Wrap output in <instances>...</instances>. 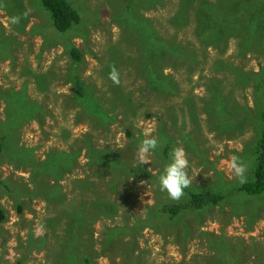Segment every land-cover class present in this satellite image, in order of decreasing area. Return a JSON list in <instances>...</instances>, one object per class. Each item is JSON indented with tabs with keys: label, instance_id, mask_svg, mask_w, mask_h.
<instances>
[{
	"label": "rangeland",
	"instance_id": "rangeland-1",
	"mask_svg": "<svg viewBox=\"0 0 264 264\" xmlns=\"http://www.w3.org/2000/svg\"><path fill=\"white\" fill-rule=\"evenodd\" d=\"M66 1L79 12L81 22L60 34L51 27L37 0H0V207L5 214L0 223V264H63L72 249L66 245V237L63 239L62 200L81 202L84 196L86 202H92L101 193L120 211L115 217L89 223L74 251L81 256L89 250L92 264L123 263L119 256L123 251L100 254L106 229L120 225L125 218H147L149 207L168 198L159 189L158 156L152 153L150 163L141 165L145 173L136 166L135 153L145 127L154 126L153 135L161 122L174 136L182 126L185 132H194L192 137L214 163L216 172L199 164L202 157L187 155V171L194 177L191 186L205 187L219 177L237 182L224 162L233 155L248 165L251 162L255 125L230 134L213 130L204 109L207 93L202 84L216 77L220 81L217 93L255 110L253 89L237 84L230 71L264 76V52L242 56L237 54L234 40L224 52L203 51L191 35V25L178 31L171 27L168 19L180 0H148L147 4L137 0ZM17 16L20 22L12 24L11 19ZM136 21L149 26L160 38L171 40L175 35L176 43L195 53L198 64L192 73L187 68L164 71L177 81L178 95H157L139 78L136 69L142 63V32ZM70 48L80 52V62L71 59ZM112 65L120 73L119 85L108 78ZM70 73L93 90L100 107L114 117L113 122L99 126V121L88 116L76 118L84 105L72 99ZM9 92L21 95L28 104L22 106L17 118L15 112L7 110ZM188 99L196 104L195 123L186 109ZM32 103L37 104V111L27 114ZM8 119H13L10 130L5 125ZM126 130L133 140L126 137ZM84 134L98 147L123 155L126 171L109 173L98 162L90 168L86 155H76L77 141ZM50 155L56 162L46 168L44 176L34 164L45 162ZM98 166L105 173L103 179L97 177L101 173ZM58 173L61 181H57ZM80 179H87V191L74 186ZM108 186L116 192L111 194ZM47 196L56 200L48 201ZM246 204L231 197L213 209L183 214L167 225L151 224L135 237L133 259L138 264H264V199ZM123 238L128 242L130 235Z\"/></svg>",
	"mask_w": 264,
	"mask_h": 264
},
{
	"label": "trees",
	"instance_id": "trees-1",
	"mask_svg": "<svg viewBox=\"0 0 264 264\" xmlns=\"http://www.w3.org/2000/svg\"><path fill=\"white\" fill-rule=\"evenodd\" d=\"M16 1V0H13ZM125 1V0H124ZM138 3L148 0H137ZM39 6L47 13L51 27L60 34L68 32L72 27L77 26L81 22L79 12L66 0H37ZM132 2V0H131ZM127 6V5H126ZM131 7L127 6V11H131ZM192 16V22L191 17ZM173 30H180L188 25L192 26L191 35L193 39L203 48L224 52L230 40L236 41L239 53L242 56L248 52L260 53L264 52V0H180V4L175 13L168 19ZM141 30L142 39L140 42L142 63L136 71L139 73L144 86L148 91L157 95L174 96L178 95L179 87L177 81L171 74H166V69L187 68L188 73H192L193 68L198 64L196 55L193 51H189L185 46L175 42V35L171 40L158 37L149 26H143L142 23H134ZM70 57L75 62H80L81 54L75 48H70ZM235 75V82L242 87H251L253 89L254 108L241 106L230 97L217 93L216 89L220 86V81L216 77L208 78L202 84L207 93L204 109L209 119V125L215 131L220 133L242 132L244 127L255 125L257 137L252 143L251 162L248 166L247 178L248 182L240 185L237 182L230 183L223 177H219L216 182H211L205 187L190 186L184 189V196L174 201L169 198L160 201L148 208V217L141 219L125 218L120 224L112 228L106 229L105 239H103L100 247L102 252L111 256L110 253L123 251L121 253V264H138L134 256L135 237L138 236L146 227L152 225L163 226L167 223L175 221L183 214H193L201 212L205 209H213L231 198L234 201H245L248 205L255 199H264V76L262 73H250L249 76H242V73L230 71ZM74 73H70L73 76ZM73 83L71 95L73 101L83 109L77 113L76 118L79 120L82 115L99 121L98 125H108L114 121L113 116H109L99 105L94 97V92L80 79L70 77ZM116 94V92H115ZM7 104L11 110L15 112L14 118L21 115L25 102V98L17 93H8L6 95ZM186 109L190 113V121H196L193 112L197 110L193 99L185 101ZM23 106V108H22ZM37 111V104L32 103L28 106L27 114ZM9 113V112H8ZM13 119H8L5 125L10 130V124ZM194 132H185L182 126L177 136L170 133V128L165 127L161 122L156 130L160 146L153 152L161 161V166L156 167L157 176L162 173L164 167L171 161L172 149L182 144L188 156L196 158L202 157L200 165L216 172L213 162L206 155V152L199 149L198 143L192 137ZM126 137L133 140V135L126 130ZM3 139L6 136L2 137ZM90 135H82L77 141L76 155H86L90 168L97 165V162L103 165L104 171L109 173L122 174L126 171V163L122 160V156L117 150L109 148H100L91 139ZM143 140V139H142ZM141 140V141H142ZM3 146L0 143V153ZM56 158L50 155L45 162L35 163L38 172L44 176L47 175L46 168L55 164ZM199 165V166H200ZM101 166L96 169L98 179L105 176ZM140 173H145V166L140 165ZM128 173L133 172V169ZM52 171L49 174H51ZM42 175H39L42 178ZM61 173H58L57 181L60 179ZM95 180V178L93 177ZM93 182V181H92ZM74 186L87 191V179L74 181ZM94 184V183H93ZM56 188H61L56 184ZM55 189V186L53 190ZM52 190V191H53ZM107 190L114 194L116 189L111 186ZM50 193V192H49ZM58 191L55 190V194ZM48 201L56 200L55 197L46 198ZM106 196L95 197L94 201L62 200L64 204V234L66 237V245L72 249L63 259V264H92V256L89 250H85L81 256L75 250L78 239L81 238L89 223L94 225L103 218H111L118 215L120 207L109 200H105ZM5 220V214L0 207V223ZM124 234L130 235V240L125 242ZM104 237V234H103ZM129 245L131 248H129ZM89 248V245L86 246ZM63 254L61 255V258ZM124 256V257H123ZM113 257V255H112ZM117 257V256H115ZM120 257V258H121ZM114 258V257H113ZM120 258L117 257V260ZM131 258V259H130ZM116 260V261H117ZM115 264V261H114ZM117 264V263H116Z\"/></svg>",
	"mask_w": 264,
	"mask_h": 264
},
{
	"label": "clouds",
	"instance_id": "clouds-1",
	"mask_svg": "<svg viewBox=\"0 0 264 264\" xmlns=\"http://www.w3.org/2000/svg\"><path fill=\"white\" fill-rule=\"evenodd\" d=\"M24 15L26 16L27 13ZM20 19L21 17L19 16L13 17L11 23L18 24ZM108 78L114 85L120 84V73L115 65L111 66ZM154 132V126L150 125L144 128V139L139 144L135 153L136 166L149 164L151 154L160 146L158 137L153 135ZM224 163L230 174L237 179L240 185H244L248 182L246 175L248 166L240 157L233 155L230 160ZM188 168L189 160L185 149L182 146L173 148L170 163L164 167L162 173L158 177L159 189L165 192L169 199L174 201L180 200L184 196V189L192 185L194 177L189 176L187 171Z\"/></svg>",
	"mask_w": 264,
	"mask_h": 264
}]
</instances>
